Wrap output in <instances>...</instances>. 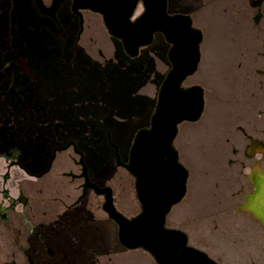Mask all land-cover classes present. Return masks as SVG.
Returning <instances> with one entry per match:
<instances>
[{
	"label": "flooded vegetation",
	"instance_id": "flooded-vegetation-1",
	"mask_svg": "<svg viewBox=\"0 0 264 264\" xmlns=\"http://www.w3.org/2000/svg\"><path fill=\"white\" fill-rule=\"evenodd\" d=\"M162 1L199 36L180 90L203 99L172 142L187 171L179 203L200 222L191 239L170 229L215 264H264V0ZM143 12L138 0L131 21ZM171 47L157 31L131 56L77 0H0V264H156L122 246L100 190L139 214L121 164L150 129Z\"/></svg>",
	"mask_w": 264,
	"mask_h": 264
},
{
	"label": "water",
	"instance_id": "water-1",
	"mask_svg": "<svg viewBox=\"0 0 264 264\" xmlns=\"http://www.w3.org/2000/svg\"><path fill=\"white\" fill-rule=\"evenodd\" d=\"M77 1L82 8L102 15L108 33L120 39L131 56L139 47L150 44L152 33L157 31L172 44L168 52L172 68L159 87L150 129L137 133L128 163L121 164L135 178L139 214L125 218L114 209L110 189L100 190L105 194L104 210L117 224L119 242L129 250L151 253L156 264H215L204 253L187 246L183 232L165 227L167 214L185 194L187 180V171L172 147L177 125L195 121L203 108L199 88L180 90L183 79L195 69L198 34L190 30L188 20L168 18L162 0H152L153 6L151 0H142L144 12L134 21L130 18L138 0Z\"/></svg>",
	"mask_w": 264,
	"mask_h": 264
},
{
	"label": "rangeland",
	"instance_id": "rangeland-1",
	"mask_svg": "<svg viewBox=\"0 0 264 264\" xmlns=\"http://www.w3.org/2000/svg\"><path fill=\"white\" fill-rule=\"evenodd\" d=\"M162 71V66L160 64V61L158 59H154V72L153 74L157 75V73L161 72ZM143 91L147 92L148 95L150 93H152V95H155L156 94V91H157V86L154 87L151 86V85H147ZM177 146V144H176ZM177 149H180V147H177ZM201 163H205L207 164L206 161L204 160H201ZM121 176V177H120ZM118 179V180H117ZM123 176L121 174H118L116 176V184H119V181L121 184H123L124 186L126 185L127 186V181H123ZM118 187L120 188L121 192L122 191V185H118ZM189 196V194L187 195V197ZM125 211L127 213H131L132 209H130L129 207L125 208ZM207 216H211L212 212L209 211L206 213ZM198 213H195L194 211L192 210H188L187 209V203H186V200L184 199L181 203L173 206L170 210V212L168 213V215L166 216V221H165V227L167 228H170V227H177V228H182L184 230H193V228L191 227V223L193 222H197L199 223L200 222V219H198ZM210 217H208L204 222H209ZM197 220V221H196ZM191 227V228H190ZM194 231V230H193ZM193 231H190L188 232L189 233V237L190 239L191 238H194L193 236ZM208 237V233L205 234V238ZM191 242V241H190ZM192 242H193V239H192ZM131 256H136V257H139V258H144L146 257L142 250H134L132 253H130Z\"/></svg>",
	"mask_w": 264,
	"mask_h": 264
}]
</instances>
